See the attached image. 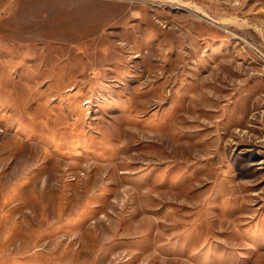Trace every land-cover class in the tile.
Instances as JSON below:
<instances>
[{
    "label": "rangeland",
    "instance_id": "1",
    "mask_svg": "<svg viewBox=\"0 0 264 264\" xmlns=\"http://www.w3.org/2000/svg\"><path fill=\"white\" fill-rule=\"evenodd\" d=\"M0 264H264V0H0Z\"/></svg>",
    "mask_w": 264,
    "mask_h": 264
},
{
    "label": "bare ground",
    "instance_id": "2",
    "mask_svg": "<svg viewBox=\"0 0 264 264\" xmlns=\"http://www.w3.org/2000/svg\"><path fill=\"white\" fill-rule=\"evenodd\" d=\"M172 1V0H171ZM182 4V3H181ZM183 7H185V8H187V9H189L190 11H193V12H195V13H199V14H201V15H203V16H205L204 14L205 13H201L198 9H196V8H193V7H189V6H186V5H182ZM181 6V7H182ZM195 7V6H194Z\"/></svg>",
    "mask_w": 264,
    "mask_h": 264
}]
</instances>
